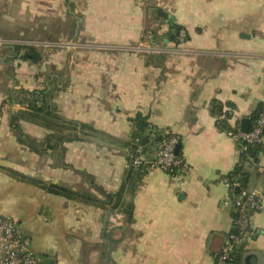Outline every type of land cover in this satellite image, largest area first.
<instances>
[{
    "label": "crops",
    "instance_id": "0c3cea01",
    "mask_svg": "<svg viewBox=\"0 0 264 264\" xmlns=\"http://www.w3.org/2000/svg\"><path fill=\"white\" fill-rule=\"evenodd\" d=\"M172 24L184 41L168 40ZM42 89L38 110L22 93ZM262 102L264 0H0V217L38 264H212L239 161L213 104L238 132ZM136 114L177 137L188 171L148 167L115 207L80 200L126 180ZM244 168L262 208L231 264H264V157Z\"/></svg>",
    "mask_w": 264,
    "mask_h": 264
},
{
    "label": "built area",
    "instance_id": "2783aa9c",
    "mask_svg": "<svg viewBox=\"0 0 264 264\" xmlns=\"http://www.w3.org/2000/svg\"><path fill=\"white\" fill-rule=\"evenodd\" d=\"M186 35L185 29L179 28L178 42L184 41ZM148 36L151 37L152 34ZM232 135L236 140L241 139L251 144L260 143L262 146L260 153L264 157V106L251 129L246 133L238 131ZM177 144V137L170 136L158 144L151 158L147 156L143 145H137L129 154L130 162L127 166L136 169L140 164L147 163L167 172L175 170L180 176H184L189 167L182 157L174 152ZM223 181L230 191L228 200L233 211L232 229L225 235L212 264L232 263L239 242L250 233L252 213L262 208V198L254 190L245 186L238 193H233L232 187L239 183H231L226 177H223ZM0 264H38V259L31 250L29 237L21 231L16 221L8 216L0 217Z\"/></svg>",
    "mask_w": 264,
    "mask_h": 264
},
{
    "label": "trees",
    "instance_id": "16d2710c",
    "mask_svg": "<svg viewBox=\"0 0 264 264\" xmlns=\"http://www.w3.org/2000/svg\"><path fill=\"white\" fill-rule=\"evenodd\" d=\"M181 28L175 24H172L170 27V31L167 34V38L170 41H173L175 43H178L177 40V31ZM24 50L23 53L20 55L22 58H29L32 60L37 59V55L33 51V47L30 45H15V57L17 54H19L20 50ZM23 98H26L29 100V102L33 103V108H38V110L43 109L45 110V99H46V91L45 90H35L31 93L23 92L22 93ZM27 95H29V98H27ZM37 98L42 99L41 108L37 107ZM264 106V102L259 104L257 108L250 114V124L249 128L251 129L256 118L259 115V112ZM213 109L215 111V114L217 116L224 115L223 118L217 119V124L221 129H225L230 134H235L237 130H232L227 125L226 117L229 115L228 112L223 111V108L221 104L214 103ZM149 129V131L146 132V130ZM170 136H173L171 133H162L159 129L152 128L146 117L142 116L141 114H136L134 118V129L132 131V135L129 139L128 146H129V153H128V159L127 163L130 162L129 154L134 151L135 147L137 145H143L144 151L147 153V156L150 158L153 156L155 149L157 148L158 144L167 140ZM237 146L239 148V161L235 165V167L228 172L224 177L227 178L229 182H238V185H234L232 187L233 193H238L243 187L246 186L247 179H248V173L244 168V164L249 161H256L259 157V154L261 152L262 146L260 143H247L244 140L237 139ZM180 155V152L177 153ZM151 167L150 164L142 163L140 164L136 169H134L131 166H127V175L126 180L120 187V189L115 193H106L103 190H98V192L102 195L103 199L100 200L96 198V196L85 193L78 196V194L74 193L70 189H67L65 187L57 186V185H47L45 188L48 191H51L53 193H57L60 195H64L66 197H74L78 198L80 197V200L85 201L86 203H93L97 205H101L103 207L111 205L112 202H114L113 207L118 205L121 202L122 195L126 193L128 190L129 192L133 188V184L135 183L134 178H139L140 175L144 173L146 168ZM171 174L176 173V171H170ZM133 179L129 181L130 179ZM234 258V256H233ZM233 261V260H232Z\"/></svg>",
    "mask_w": 264,
    "mask_h": 264
},
{
    "label": "water",
    "instance_id": "95a60500",
    "mask_svg": "<svg viewBox=\"0 0 264 264\" xmlns=\"http://www.w3.org/2000/svg\"><path fill=\"white\" fill-rule=\"evenodd\" d=\"M249 124H250V120L247 118V117H243L241 120H240V132L241 133H246L248 131V128H249ZM179 148H180V145L177 144L175 146V149H174V152L175 153H178L179 152Z\"/></svg>",
    "mask_w": 264,
    "mask_h": 264
},
{
    "label": "rangeland",
    "instance_id": "374dc122",
    "mask_svg": "<svg viewBox=\"0 0 264 264\" xmlns=\"http://www.w3.org/2000/svg\"><path fill=\"white\" fill-rule=\"evenodd\" d=\"M24 50L22 49V52H23Z\"/></svg>",
    "mask_w": 264,
    "mask_h": 264
}]
</instances>
